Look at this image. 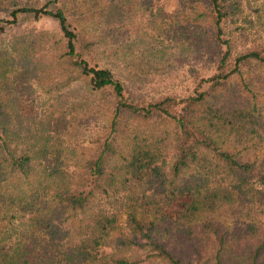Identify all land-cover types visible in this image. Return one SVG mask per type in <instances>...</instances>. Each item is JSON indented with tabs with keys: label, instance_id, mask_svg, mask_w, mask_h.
<instances>
[{
	"label": "rangeland",
	"instance_id": "374dc122",
	"mask_svg": "<svg viewBox=\"0 0 264 264\" xmlns=\"http://www.w3.org/2000/svg\"><path fill=\"white\" fill-rule=\"evenodd\" d=\"M111 1L117 5L113 18ZM23 6L59 8L69 20L78 10L93 14L82 21L97 43L88 60L109 68L142 104L195 95L198 79L214 72L221 50L226 48L215 39L211 18L196 17V11L202 9L197 0H0V98L9 115L10 131L21 130L19 146L37 158L36 163L63 166L69 180L80 176L99 139L110 130L112 100L108 91L93 86L91 75L79 73L60 55L66 39L54 18L19 12L14 19L11 12ZM240 8V14L223 26L231 58L249 50L264 51V0H240ZM208 105L223 106L228 112H250L242 132L211 133L219 136L220 142L225 140L224 148L240 160L264 159V63L243 65L196 105L198 116H203ZM176 130L175 121L159 113L144 118L126 111L117 129L119 154L127 153L137 134L157 144L161 160L170 164ZM33 133L36 139L30 138ZM41 168L38 165L26 177L8 168L0 175V246L9 251L27 247L34 257L67 247L72 232H76L75 224L88 217L76 215L58 202L54 194L57 177ZM182 176L198 178L194 169ZM127 190L133 197L140 196L141 190L151 191L140 185L125 191L110 190L92 204L95 213L118 210L113 236L126 231L125 211L133 205L123 195ZM188 202L190 195H182L166 211L178 215ZM146 208L153 210V205ZM202 219L193 221L195 230Z\"/></svg>",
	"mask_w": 264,
	"mask_h": 264
},
{
	"label": "trees",
	"instance_id": "16d2710c",
	"mask_svg": "<svg viewBox=\"0 0 264 264\" xmlns=\"http://www.w3.org/2000/svg\"><path fill=\"white\" fill-rule=\"evenodd\" d=\"M197 2L202 9L196 11V17L211 18L215 39L226 45L214 72L198 79L195 95L170 96L145 104L137 102L109 68L92 65L88 60V53L97 43L82 21L93 14L78 10L69 20L59 8L23 6L11 12L14 19L19 12L54 18L66 39L65 50L60 55L79 73L91 75L95 88L109 92L113 116L110 130L99 139L80 176L69 180L63 166L36 163L37 158L19 146L23 139L21 130L10 131L9 115L0 98V175L8 168L26 177L39 165L41 171L57 177L54 194L58 202L76 215L88 216L75 224L76 232H72L67 247L62 246L48 256L34 257L27 247L9 251L0 246V264H264V159L240 160L236 153L224 148L225 140L220 142L219 136L211 133L212 130L228 134L233 130L242 132L251 114L208 105L200 117L196 108L243 65L254 61L264 63V51L249 50L230 56L223 26L240 14V0ZM112 4L110 17L113 18L116 1ZM97 5L94 4L95 9L102 11ZM126 111L144 118L159 113L175 121L172 163L161 160L162 151L157 144L137 134L133 135L127 153L119 154L117 129L119 118ZM32 137L36 139L35 133ZM40 138L45 140L43 134ZM189 169L197 172V179L182 176ZM134 185L143 189L147 186L151 191L141 190L139 197L131 196L129 189L124 192L135 206L125 211L126 231L113 236L118 210L95 213L92 204L97 196L110 190L125 191ZM186 194L190 195V202L184 204L178 215H170L167 206ZM149 204L153 210L146 208ZM200 216L202 222H198L195 230L193 221Z\"/></svg>",
	"mask_w": 264,
	"mask_h": 264
}]
</instances>
